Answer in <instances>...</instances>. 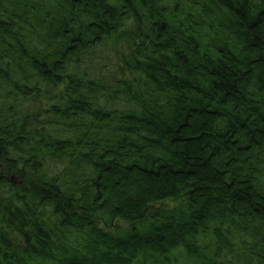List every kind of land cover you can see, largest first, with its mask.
Returning a JSON list of instances; mask_svg holds the SVG:
<instances>
[{
	"label": "trees",
	"instance_id": "1",
	"mask_svg": "<svg viewBox=\"0 0 264 264\" xmlns=\"http://www.w3.org/2000/svg\"><path fill=\"white\" fill-rule=\"evenodd\" d=\"M0 264H264V0H0Z\"/></svg>",
	"mask_w": 264,
	"mask_h": 264
}]
</instances>
